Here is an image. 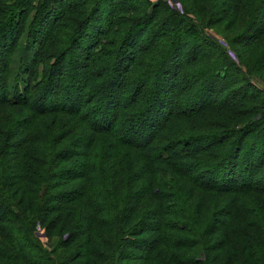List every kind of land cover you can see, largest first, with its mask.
Segmentation results:
<instances>
[{
	"label": "trees",
	"instance_id": "16d2710c",
	"mask_svg": "<svg viewBox=\"0 0 264 264\" xmlns=\"http://www.w3.org/2000/svg\"><path fill=\"white\" fill-rule=\"evenodd\" d=\"M107 1L0 0V264H264V0L192 1L239 66L163 0Z\"/></svg>",
	"mask_w": 264,
	"mask_h": 264
},
{
	"label": "rangeland",
	"instance_id": "374dc122",
	"mask_svg": "<svg viewBox=\"0 0 264 264\" xmlns=\"http://www.w3.org/2000/svg\"><path fill=\"white\" fill-rule=\"evenodd\" d=\"M151 1L152 3H155L159 0H148ZM165 1L170 7L171 9L175 12H178V14L180 13V15L185 17V22L189 19L192 20V22H196L197 24H201L202 26H199L194 35H196V39L194 41L189 42V45L192 44L191 46H195L197 47H204V46H208L209 47V51L213 50L214 48V52L213 55L216 58V46L213 43L208 42L207 40H213L215 43H217L220 47L222 48H226L228 50V54L227 56H229L231 58V60H233L235 62V65L239 66L241 65L242 60H247V50L243 47L242 42H240L239 40L235 41L236 35L238 32H240L239 30H236L235 28H231L229 30H226L225 28V23L226 21L221 22L220 20H211L210 18H208L207 20V16H205L204 14H201L203 16H201L200 14H198V10L196 8H194L193 6V0H163ZM78 2V0H66V3H73V5H75ZM120 2H122V0H112L111 2H106V4H104L100 11H99V15L104 16L106 9L110 8L113 6V8H119L120 7ZM130 5L133 4L135 2V0H129ZM56 5V4H55ZM54 6V5H53ZM42 18V15L39 17V19ZM41 20V19H40ZM36 23L34 24L33 27V33L34 37L38 38L40 36V34H38V32H44L45 29L42 30V28H44L43 26H41V23ZM264 22V11H260V16H259V20L256 22V25H259V27H261V25ZM34 20L32 22H29V28L32 29ZM93 22L92 24L88 25V28H92L93 26ZM207 25V27H205ZM86 27V28H87ZM199 31V32H198ZM33 37V38H34ZM207 39V40H206ZM30 40V39H29ZM32 41V40H31ZM28 42V41H27ZM33 42V41H32ZM31 42V49H34L35 47V43L33 44ZM20 45H23V43L19 42ZM194 44V45H193ZM193 48V47H192ZM218 49V48H217ZM208 51V50H207ZM208 51V52H209ZM32 59V55L28 56V61H30V59ZM18 62H13V69L11 72H14L17 69V64ZM253 63V62H250ZM60 64V63H59ZM39 68V73H42L43 71V67H44V63H42ZM242 70L244 71L243 66ZM37 71V69H36ZM232 74L229 76V78L235 73L233 70L230 71ZM257 75L260 76L259 81H255L251 80V83L253 85H257L261 90L264 91V69L260 70V72L256 73ZM235 75V74H234ZM232 79H234V76H232ZM233 87H238L240 92H245L248 91V87L245 86L242 83H239L238 85L235 84ZM251 90V89H250ZM212 118H215L217 120H220L216 115L212 114L211 115ZM199 120L196 118L193 119H187V120H182L180 123L181 126L180 128L185 130L186 132H188L187 134H194L197 135L198 133L201 135H203L202 131H200L198 129V124H199ZM178 129L175 130L174 132L177 133ZM210 131V130H208ZM183 132V131H182ZM184 133V132H183ZM264 217V215H263ZM38 230V229H37ZM217 236V235H216ZM213 236V241L210 242V244H214L215 238L217 237ZM59 236H55L54 234L52 235V238L49 240L48 238L45 237V233L44 230L40 229L37 232L36 238L41 242L43 249L46 251V253H48V255L50 256L52 261H58L59 260V255H60V250L58 251V249H56L57 243L59 242ZM208 245V244H207ZM54 250V251H53ZM205 255L208 257V259H212V257L215 255V253L210 252V251H201L200 255ZM205 258H201L200 260L202 262H206L204 260Z\"/></svg>",
	"mask_w": 264,
	"mask_h": 264
}]
</instances>
